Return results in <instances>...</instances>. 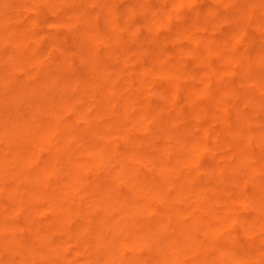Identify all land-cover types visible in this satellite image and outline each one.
<instances>
[{
    "label": "rangeland",
    "instance_id": "rangeland-1",
    "mask_svg": "<svg viewBox=\"0 0 264 264\" xmlns=\"http://www.w3.org/2000/svg\"><path fill=\"white\" fill-rule=\"evenodd\" d=\"M144 2L115 0L124 13L117 21L127 26L124 49L111 46L121 39L107 0H0V264L257 263L259 257L245 254L244 226L227 231L219 215L240 213L251 218L252 226L264 223V214L241 206L234 211L228 199V194L239 199L236 206L253 194L264 201V189L250 187L264 178V172L252 171L264 159L258 155L249 163L230 143L250 136L261 150L264 76L250 73L242 59L227 60L224 51L215 56L230 86L223 95L229 119L209 123L216 130L210 143L234 161L232 174L222 177L215 159L182 143L194 135L161 92L167 85L162 72L152 70L155 52L146 22L159 14L147 11ZM238 2L264 10V0ZM224 3L196 2L219 9L218 38L238 21L232 11L229 17ZM180 8L167 6L172 15L193 10L188 3ZM126 11L133 13L127 16ZM25 15L30 17L22 25ZM174 16L176 30L185 19ZM8 21L25 26L32 36L28 48L12 33L3 35ZM89 24L99 30L88 31ZM173 28H159L169 45L157 52L171 64L180 61L196 68L189 53L170 44ZM241 29L245 39L240 51H258L264 22ZM94 41L106 58L94 54ZM177 41L189 45L185 38ZM248 41L256 43L248 47ZM31 49L38 52L34 57ZM219 77L201 71L195 81L180 82L202 91L216 86ZM126 93L132 103L125 100ZM186 94L180 92V105L188 104ZM166 115L176 120L167 133L159 124ZM230 125L242 129L233 134ZM188 158L195 162L188 164ZM223 178L224 189L218 190L215 184ZM241 181L249 187L243 189ZM228 232L237 235L238 253L230 249Z\"/></svg>",
    "mask_w": 264,
    "mask_h": 264
},
{
    "label": "bare ground",
    "instance_id": "bare-ground-1",
    "mask_svg": "<svg viewBox=\"0 0 264 264\" xmlns=\"http://www.w3.org/2000/svg\"><path fill=\"white\" fill-rule=\"evenodd\" d=\"M144 1V8L148 9L147 11L159 14L158 19H151V15L149 16L150 18L147 19L146 22L148 29L151 31L150 35H148L151 36L153 40V44L151 43L149 47H151L152 52H155L153 54V57H155L156 62H154V65L156 66H154L152 70L157 69L162 72L164 78L167 80V85L161 89V92L165 96L170 97V102L172 105H176L178 107L179 116H181V118L183 119L182 126L186 127L187 130L193 133L194 135L193 139L185 138L182 143L186 144L187 146H189V148H191L192 151L197 152L202 156L208 155L212 159H215L217 161L216 169L221 174V176L224 177L228 174L230 176V174H232V169L230 167L232 166L234 161H232V159L228 157L223 158L222 153L217 149V144L210 143V138L212 135L215 134L216 130L212 131V128L210 127L209 123L217 120L218 118H224L225 120L229 119L228 113L226 111L225 98L223 95H225L227 89L230 86H228V84L225 82L226 75L219 73V59H217L215 56L220 51H224V56L227 60L242 59L245 68L248 69L250 73H253L255 75L263 74L264 76V33H259V37L261 38V41H263V45L259 47L258 51H256V48L253 51L247 49L240 51L241 41L245 39L244 36L241 34V28L246 24L260 25L262 22H264V10L253 5H242L238 2V0H225V3L227 4V9L229 10V17L234 14V20L237 17L238 21L236 23V28L231 27L224 37L218 38L215 36V33L219 28L218 18L220 16V12L217 7L210 9L198 7L196 6L197 0H158L159 2L156 0L157 3L153 0ZM184 3L192 5L193 10H191L190 13L183 14L182 10H179L178 12L172 15L171 13L173 12H169V9H167V6L170 4L177 6L178 8L181 7L180 9H182ZM155 5L159 7H156ZM23 6L24 4H22V7ZM107 8L108 15L110 17L113 16L111 18V23L114 24L116 28H120V32L116 31V33L119 34L118 36L120 37L119 39H121V41L116 40V42L111 46L119 44L125 49L128 44L127 41L123 39L124 36L122 35V31L123 27L125 26L126 28L127 26L126 24H119L117 21L118 17L120 16V14L123 13V11L119 9V6L115 3V0H107ZM231 11L233 13L232 15L230 13ZM126 12L128 13V15L125 13L127 16L133 13L132 11ZM174 15L179 16L180 18H182V20L185 19V22L183 21L184 23L182 25L177 26L176 30H174L173 28L175 24ZM204 15L206 17L205 19L202 18V16ZM28 17L30 16H24L22 25H27L26 22L29 20ZM93 17V14L89 15L88 20L91 21ZM6 23V27L3 26V28L5 27V29L2 31L3 35L12 33V36H15L14 39L19 45L28 48V39L32 38V36L28 37V32L25 33L26 29H23L25 26H14L11 25L9 21ZM163 26L173 28L174 32L172 33V37H170V44L173 45L174 49L178 50L179 52L189 53L196 68H189L186 64L181 63L180 61H176L175 63L171 64V61L167 60L166 58H163V53L157 52L163 47H167L169 45L167 39L165 37H160V35L158 34L159 28ZM132 29H134V27ZM87 30L96 31L99 29H97L96 27L93 28V26H90L89 24ZM202 30H207V32L210 33H203ZM91 34L97 35L96 32H91ZM92 38L97 39L96 37ZM92 38L90 37V40H92ZM179 38L187 39L189 41V45L184 46L179 44V41H177ZM94 43H96L92 45L94 54H99V56L106 58L107 55L105 54V52L102 53V51H100V49L98 48V41H94ZM255 43H253L252 41H248L247 46L250 47ZM31 50L32 55L34 57L35 54L38 52L35 49ZM136 54L137 53H134V55ZM131 57L132 56H130V58ZM35 60L38 62H43L42 60H39L38 57H36ZM201 71H204L207 74L210 73L211 75L220 76L217 85L206 86L204 90L201 91L199 88L195 87L194 85H191V83L189 84L187 82H180L183 78H188V80L191 82L195 81L200 76ZM143 72H147V69H144ZM180 92L187 93L186 95H188L189 97L188 104L180 105V103L182 102L179 99ZM203 95H206V98H202ZM124 97L127 102L132 103L134 101L133 97H131L128 93H126ZM171 121L175 122L176 120L172 117L169 118L168 115L164 116L163 118H159V124L163 127L162 129H164L166 133L170 132V129L173 130V128L171 127ZM31 127V125L27 126L28 129H31ZM241 129L242 127H234L231 125L228 127V131L233 134L238 133ZM219 141L221 143L220 139H218V142ZM254 141L257 142V139H252L250 136H248V138L244 140L243 143H238L235 141H230V143L235 149L244 152L245 159L249 161V163L251 159L253 160V158H257L258 155L260 158L262 157L263 161L264 140H259V145L261 149L260 151L254 147ZM192 159L193 158H188L186 159V162L189 161L190 163L188 164L191 165L195 162ZM225 159L229 160L227 161ZM199 167L201 166L199 165ZM252 171L264 172V163H262L261 166H256L255 164H253ZM244 176L245 174L242 175V177ZM261 178H259L255 185H252L250 187L253 188L255 186V188L263 190L264 178ZM224 184L225 178L218 181L215 184V187L218 190H223ZM240 185L243 189H247L249 187L246 181H241ZM228 195L230 204L233 205L230 206L229 204L230 209H234V211H236L241 206L242 208L240 209H255V211L264 214V201L258 199L255 194H253V196L246 197V199H244V201H242V203H240V205L238 206H236V204L240 200L233 199L232 195ZM209 214H211V210L209 212H205L204 215ZM213 215L217 216L216 213H213ZM227 215L228 214L219 215L221 216L222 222L225 224L224 227L227 229V231H234L237 225L244 226V230L241 232V234L242 237H244L248 242L246 243L247 248H245V254L247 256L255 254L257 257H259L256 264L264 263V223H255L252 226L251 218L245 215L236 213L232 215V218H229ZM194 232L196 233L197 229H195ZM228 234H230L231 236L230 249H232L233 252L238 253V244L236 242H233L234 237H236L237 235H232V233L230 232H228ZM237 253L234 254L237 255ZM241 255L243 257V254Z\"/></svg>",
    "mask_w": 264,
    "mask_h": 264
}]
</instances>
